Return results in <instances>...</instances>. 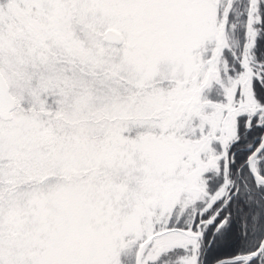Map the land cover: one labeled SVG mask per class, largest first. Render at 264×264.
<instances>
[{"label":"snow or ice","instance_id":"snow-or-ice-1","mask_svg":"<svg viewBox=\"0 0 264 264\" xmlns=\"http://www.w3.org/2000/svg\"><path fill=\"white\" fill-rule=\"evenodd\" d=\"M0 264H264V0H0Z\"/></svg>","mask_w":264,"mask_h":264}]
</instances>
